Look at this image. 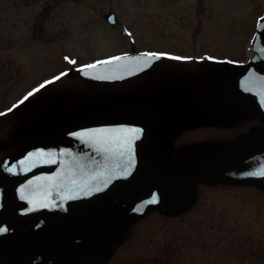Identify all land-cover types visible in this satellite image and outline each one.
<instances>
[{
  "label": "rangeland",
  "instance_id": "obj_1",
  "mask_svg": "<svg viewBox=\"0 0 264 264\" xmlns=\"http://www.w3.org/2000/svg\"><path fill=\"white\" fill-rule=\"evenodd\" d=\"M110 12L115 23L106 17ZM262 15L264 0H0V137L16 143L71 117L155 103L160 111L153 109L149 133L154 165L175 177L197 158L214 162L264 134V123L233 78L221 83L253 56ZM137 50L188 59L159 62L150 74L117 84L77 75L81 64ZM68 70L73 74L61 75ZM48 80L54 82L20 103ZM151 84L157 89L148 95ZM123 86L147 90L120 95ZM2 158L0 190L13 179L3 172ZM260 173H194L181 199L164 204L156 197L164 208L148 206L155 194L133 183L134 195L93 208L102 226L122 221L125 234L96 264H264ZM35 228L0 237V264L9 262L7 248L18 251ZM73 243L61 240L39 259L19 262H62Z\"/></svg>",
  "mask_w": 264,
  "mask_h": 264
},
{
  "label": "water",
  "instance_id": "obj_2",
  "mask_svg": "<svg viewBox=\"0 0 264 264\" xmlns=\"http://www.w3.org/2000/svg\"><path fill=\"white\" fill-rule=\"evenodd\" d=\"M106 17L111 23L116 22L114 12ZM253 47L256 53L238 68L235 80L237 86L252 97L258 117L264 122V15L259 19ZM145 53H157L160 58L145 57ZM114 57L122 59L114 60ZM163 58L164 54L158 52H125L89 63L96 64L95 68L83 65L78 73L94 81L120 82L150 70ZM105 60H112V63H99ZM152 112L146 106H121L76 116L32 133L5 159V169L15 166L11 173L17 177L0 190V237L20 222L53 223L32 232L25 248L14 257L15 264H21L20 256H41L52 250L59 240L74 241L88 234L98 222L93 208L134 195L137 187L133 183L143 185L148 193L170 204L186 194L194 173L217 171L221 176H230L264 171V136H259L226 150L214 162L197 158L177 176L170 177L156 167L152 159L148 141L154 122ZM119 128L141 130L132 144L130 155L134 157V164L128 175H122L120 167L127 161V154L122 159L106 160L105 154L96 152L91 143L84 142L87 137L78 138L80 133ZM13 147L14 142L0 137V151ZM53 159L56 163L47 162ZM22 160L25 161L23 166ZM46 193L50 195L45 200L43 194ZM31 200H41L48 206L32 204Z\"/></svg>",
  "mask_w": 264,
  "mask_h": 264
},
{
  "label": "snow or ice",
  "instance_id": "obj_3",
  "mask_svg": "<svg viewBox=\"0 0 264 264\" xmlns=\"http://www.w3.org/2000/svg\"><path fill=\"white\" fill-rule=\"evenodd\" d=\"M145 57H154L156 59L160 58V55L157 53H145ZM169 59L172 60H184L188 59L185 57L180 56H169ZM65 59H68L67 57ZM114 60H120L121 57H114ZM136 59H141L140 57H137ZM211 59V58H209ZM72 64H75L76 62L73 60L69 61ZM99 63L104 64H110L112 63V60H105L100 61ZM85 67L87 68H95L96 64H88ZM82 70V69H81ZM61 75H67V73H62ZM61 77L57 76L54 79L59 80ZM54 80H48L45 83H42L39 85L38 88L33 89V91H30L27 93V95L24 96V98L20 101V103H24V101L28 100L29 97L33 96L36 92H39L41 89H43L47 84H52ZM16 107V105H14ZM141 130L135 129V128H119V129H100L89 133H80L78 134V138L84 139L87 137L86 140H84L85 143H91V145L94 146V150L96 152L105 154L106 160H117L122 159L127 154L128 158L127 161L120 165V167L123 168L122 175H128L130 174V168L134 164V157L130 155L132 144L135 139L139 138V133ZM41 156L44 155L43 153L40 154ZM63 155V153H61ZM50 163H56V160L53 159L51 161H47ZM21 166L25 164V161H20ZM35 166V165H33ZM107 167V165H105ZM9 172H13L15 170V166L10 167L7 169ZM261 175H264V172L260 173ZM100 175H103V173H100ZM40 179V178H38ZM48 180H53L54 177H47ZM31 183V182H30ZM38 188L43 187V185H37ZM99 190V189H94ZM45 196V200L47 195H50V193L43 194ZM26 198V197H25ZM32 204H42V206L47 207L46 202H42L41 200H31L29 201ZM156 197L154 196L149 203H155ZM32 210V209H30Z\"/></svg>",
  "mask_w": 264,
  "mask_h": 264
},
{
  "label": "trees",
  "instance_id": "obj_4",
  "mask_svg": "<svg viewBox=\"0 0 264 264\" xmlns=\"http://www.w3.org/2000/svg\"><path fill=\"white\" fill-rule=\"evenodd\" d=\"M165 60H168V59L166 58ZM223 75H227V74H223ZM230 77L231 78L230 79L228 78V80L221 77V78H223V79H221V83H223V84L232 83V76H230ZM168 81L169 80H167V79H165V80L163 79L161 82H168ZM149 83H151V82H149ZM147 86H143V87H139V88H137V87L136 88H130L129 86H125V87L123 86L125 89H123V87L122 88L119 87L118 93L121 95L124 93H130L132 90H134V91L139 90L141 92V91H144V89H145V91H146ZM126 87H129V88H126ZM149 87H150V89H153L154 92L157 89L154 86L152 87V84L149 85L148 88ZM190 92H191V90H188V93H190ZM248 99L249 98L246 97V101L248 102V105L249 104L252 105V102L250 101V99L249 100ZM8 118H10V116H8ZM19 145H20V143L16 144L14 148L19 147ZM11 152H12L11 150L10 151L9 150L3 151L2 155H0V156H3L2 161ZM2 170H3V172L7 173L4 169H2ZM258 178H262V176L258 177ZM215 180H217V179H215ZM198 181H202V179L199 177L197 179V181H195V185H196V183H198ZM212 186H214V185H212ZM191 187H192V182H191L190 188ZM151 199H153V198H151ZM118 200H121V199L114 200L113 203L118 202ZM148 206L164 208V207H160L161 205L158 202L149 203ZM118 220H121V219H118ZM123 225H124V223L122 221H117L116 224H114L112 227H110L106 230H104V229H100L99 231L93 230V232H91L88 236L84 237L83 239H81L79 241L74 242L75 244L69 250L68 256L62 262H57V263L45 262L43 264H71L72 258H74L76 260V262L75 263L72 262V264H96V262L99 261V259L101 258L102 255L108 253L110 251V249L112 248V246L115 245L118 241L121 240V238L124 237L125 234L120 235L122 232V226Z\"/></svg>",
  "mask_w": 264,
  "mask_h": 264
},
{
  "label": "flooded vegetation",
  "instance_id": "obj_5",
  "mask_svg": "<svg viewBox=\"0 0 264 264\" xmlns=\"http://www.w3.org/2000/svg\"><path fill=\"white\" fill-rule=\"evenodd\" d=\"M89 81H90V80H89ZM149 91H150V90H149ZM51 224L53 225V223H44L43 225L46 226V225H51ZM40 226H41V225H40ZM91 230H92V228H91ZM91 230H90V231H91ZM90 231H89V232H90Z\"/></svg>",
  "mask_w": 264,
  "mask_h": 264
},
{
  "label": "bare ground",
  "instance_id": "obj_6",
  "mask_svg": "<svg viewBox=\"0 0 264 264\" xmlns=\"http://www.w3.org/2000/svg\"><path fill=\"white\" fill-rule=\"evenodd\" d=\"M159 103V102H158ZM159 105L162 107L163 106V104L162 103H159ZM101 227V226H100Z\"/></svg>",
  "mask_w": 264,
  "mask_h": 264
}]
</instances>
